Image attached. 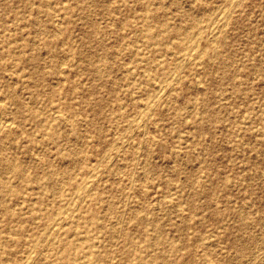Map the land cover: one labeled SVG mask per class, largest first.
I'll use <instances>...</instances> for the list:
<instances>
[{
    "label": "rangeland",
    "instance_id": "rangeland-1",
    "mask_svg": "<svg viewBox=\"0 0 264 264\" xmlns=\"http://www.w3.org/2000/svg\"><path fill=\"white\" fill-rule=\"evenodd\" d=\"M229 1L0 0V117L13 121L0 133V264L37 240L34 264H69L83 244L94 264H264V0H240L211 42ZM190 35L202 60L182 69ZM87 176L76 226L49 242Z\"/></svg>",
    "mask_w": 264,
    "mask_h": 264
},
{
    "label": "bare ground",
    "instance_id": "bare-ground-1",
    "mask_svg": "<svg viewBox=\"0 0 264 264\" xmlns=\"http://www.w3.org/2000/svg\"><path fill=\"white\" fill-rule=\"evenodd\" d=\"M230 6L227 7V8H224L223 10H221L220 8V13L218 14L217 18L215 19V21L210 25L211 28L209 30V33L210 34V38H211V42L213 41L214 43H217V42H220L223 38V34H224V31L227 29V27L230 25L231 23V18H232V15H233V12L235 10V8L239 5H241V1L240 0H230ZM168 9V8H167ZM146 11V10H145ZM215 11V10H214ZM219 12V11H218ZM114 14V13H113ZM146 15V14H145ZM215 15V14H214ZM145 22V21H144ZM143 22V23H144ZM210 22V21H209ZM212 22V21H211ZM10 23V22H9ZM142 26V25H141ZM209 26V27H210ZM208 27V26H207ZM124 28V27H123ZM204 29V28H203ZM61 31V30H60ZM143 32V31H142ZM205 32H207L205 30ZM146 34V32H144ZM56 34V33H55ZM192 34V33H191ZM198 34V33H196ZM61 36V35H60ZM192 36V35H190ZM209 35H207L208 37ZM155 37V36H154ZM152 37V38H154ZM145 38V37H144ZM157 38V37H156ZM198 37H193L190 39H187V49H185V52L183 53L182 52H179L180 53H183L181 56H180V61H179V67L182 69L184 68V66L188 65V64H191V62H201L200 61V58L202 60V55H203V52H201L197 46V43L198 42ZM146 39V38H145ZM180 39V38H179ZM225 40V39H224ZM213 43V44H214ZM180 47V46H179ZM186 47V46H185ZM184 47V48H185ZM117 49V48H116ZM174 50V49H173ZM177 55V54H176ZM172 58V57H171ZM178 58V57H177ZM212 58V57H210ZM214 58V57H213ZM212 58V59H213ZM218 58V57H217ZM216 58V59H217ZM215 59V58H214ZM159 60V58H158ZM108 61V60H107ZM141 61V60H140ZM160 61V60H159ZM178 61V60H177ZM145 62V61H144ZM155 63V62H154ZM108 64V63H107ZM143 64V63H142ZM197 64V63H196ZM177 65V64H175ZM63 66V65H62ZM99 66V65H98ZM97 66V67H98ZM177 67V66H176ZM62 68V67H61ZM178 68V67H177ZM126 69V68H125ZM176 69V68H174ZM181 69V70H182ZM128 70V69H127ZM126 70V71H127ZM100 71V70H99ZM178 71V70H177ZM193 71V70H192ZM104 72V71H103ZM172 72H175V71H172ZM169 74V73H168ZM180 74V72H179ZM10 75V74H9ZM179 76V75H178ZM149 77V76H148ZM180 78V77H179ZM153 80V79H152ZM177 80V74L175 75H169L168 76V79L165 81V82H161L159 84H157L155 86V90H154V93L152 95H150V97L148 99L145 100V102L142 104L139 112L137 113V116H139V118H143V119H146V117H149V115L151 114L152 112V109H154L153 107H155V105H157V103L164 98V95L167 91V89L172 85L174 84V82ZM196 80V79H195ZM131 81V80H130ZM159 81V80H158ZM202 83V82H201ZM208 83V82H207ZM57 86V84H56ZM198 86V85H197ZM243 96V95H242ZM97 102V101H96ZM163 105V104H162ZM125 108V107H124ZM156 108V107H155ZM123 109V108H121ZM55 114V113H54ZM135 114V113H134ZM193 114V113H192ZM56 115H58L56 113ZM152 115V114H151ZM39 116V115H38ZM55 116V115H54ZM136 116V115H135ZM56 118L55 119H59L61 118L60 115L58 116H55ZM145 117V118H144ZM12 117L8 116V115H4V116H1L0 117V133H3V132H7L8 130H11L13 128V121L11 119ZM137 121L134 119L131 118L133 124L135 123H139L140 120ZM152 119V118H151ZM127 123V122H126ZM140 125H142V123H139ZM139 124L137 126H139ZM132 125V124H131ZM130 125V126H131ZM133 126V125H132ZM136 127V126H135ZM58 128V126H57ZM133 128V127H132ZM126 133V132H125ZM240 136V135H239ZM133 137V136H132ZM119 138V137H118ZM129 138V137H128ZM128 142V141H126ZM156 143V142H155ZM91 144V143H90ZM115 145V144H114ZM116 146V145H115ZM118 148V147H117ZM115 149V148H113ZM121 149V148H120ZM117 150V149H116ZM112 151V150H111ZM120 153V152H119ZM140 153V152H139ZM38 156V155H37ZM17 157V156H16ZM102 157V156H101ZM110 157V156H108ZM112 158V157H111ZM19 160V159H18ZM73 160V159H72ZM102 160V159H100ZM106 160V159H105ZM108 160V159H107ZM22 161V160H21ZM114 161V159H113ZM143 161V160H142ZM17 162V161H15ZM110 162V160H109ZM112 162V161H111ZM110 162V163H111ZM101 163H103L101 161ZM100 163V164H101ZM106 163V162H104ZM108 164V163H106ZM109 166V165H107ZM106 166V167H107ZM111 166V164H110ZM11 169L12 170H16V166L11 164L10 165ZM96 167V166H95ZM95 167L92 168V171L94 173L95 171ZM99 169H100V166H98ZM97 167V168H98ZM98 169V170H99ZM125 169V168H124ZM91 171V172H92ZM93 178V175L90 174ZM99 175V174H97ZM96 175V176H97ZM133 175V174H132ZM10 176V175H9ZM91 176H87L85 179H83L80 183H77L74 187V191L72 192V195L69 196L70 198L68 199V202L65 204L64 207H62V209L54 212L52 215H51V222H50V227L47 229L48 231V234L46 233L47 235V239L49 242H52L54 243L55 240L57 239V237H59L60 235L63 234V231H64V226H66V224H74L75 223V213H76V200H82V197H84L86 194H89L91 192V188H92V182L95 180V178H93V181L91 180ZM9 178V177H8ZM47 179H45L46 181ZM97 180V179H96ZM95 180V181H96ZM132 181V180H131ZM12 183V182H11ZM10 183V184H11ZM94 183V182H93ZM98 184V183H97ZM14 185V184H13ZM16 186V184H15ZM48 186V185H47ZM12 189V188H11ZM131 189V188H130ZM28 192V191H27ZM93 192V191H92ZM31 193V192H30ZM56 193V192H55ZM182 193V192H181ZM61 194V193H60ZM3 196V195H2ZM89 196V195H88ZM38 198V197H37ZM53 198V197H52ZM169 198V197H168ZM60 199V198H59ZM63 200V199H62ZM61 200V201H62ZM66 200V198L64 199ZM79 202V201H78ZM179 205V204H178ZM78 209V208H77ZM76 210V211H75ZM103 220V219H102ZM123 220V219H122ZM146 220L145 218H140V222L143 223V221ZM124 224V223H123ZM75 226H76V223H75ZM122 227V226H121ZM77 228V227H76ZM10 232V230H9ZM45 235V234H44ZM81 235V234H80ZM120 236V235H119ZM27 239V238H26ZM86 239V238H85ZM84 239V240H85ZM96 239H92V241ZM79 241V240H78ZM40 240H37L36 244L32 247L33 250L27 252L24 256L22 260V262L20 264H34V258H33V253L32 251L36 250V249H39L40 247ZM82 242V240H81ZM56 243V242H55ZM85 243V242H84ZM46 244V243H45ZM99 244V243H98ZM201 244V243H200ZM181 246V245H180ZM1 247V246H0ZM79 252L77 254H75L74 256H68V255H64L61 256V260L63 259L65 262L69 263V264H94L95 262V258H96V254H97V251L95 250L94 246L92 244H89V245H79ZM3 249V248H2ZM42 250V249H41ZM116 250V248H115ZM44 252V251H43ZM53 256V255H52ZM7 258V257H6ZM5 258V259H6ZM10 259V258H9ZM117 259V258H116ZM96 263V262H95ZM113 264V263H112Z\"/></svg>",
    "mask_w": 264,
    "mask_h": 264
}]
</instances>
